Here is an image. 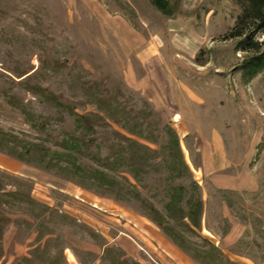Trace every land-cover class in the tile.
<instances>
[{
    "label": "rangeland",
    "instance_id": "rangeland-1",
    "mask_svg": "<svg viewBox=\"0 0 264 264\" xmlns=\"http://www.w3.org/2000/svg\"><path fill=\"white\" fill-rule=\"evenodd\" d=\"M165 1L0 0V264H264V37Z\"/></svg>",
    "mask_w": 264,
    "mask_h": 264
},
{
    "label": "trees",
    "instance_id": "trees-1",
    "mask_svg": "<svg viewBox=\"0 0 264 264\" xmlns=\"http://www.w3.org/2000/svg\"><path fill=\"white\" fill-rule=\"evenodd\" d=\"M152 4L159 9L162 13L164 14H168L169 9H168V3L165 0H151ZM247 7H246V15L247 17L250 18V22L252 24V26H254L256 29H258L261 34L264 37V0H247ZM244 24V23H243ZM247 25H243V27H239L235 30L234 35L235 36H243L244 31L246 29ZM248 44H250L251 46H256L257 43H253V40H247ZM263 43H264V39H263ZM262 65H264V53L260 54L257 57L251 58L248 61H245V67L248 71V73H256L258 70H260L262 68ZM76 139H69L66 142V145L64 146L66 150L70 151V150H75L74 148L77 147L76 145ZM174 147L176 148V150L179 152V164H181L182 166H186L184 160H183V156H182V152H181V148H180V144L177 138L174 139L173 141ZM18 157H24L23 154L19 153L18 151H16V153ZM64 156H68L67 153L63 154ZM100 177H102L103 179H107V176L100 172V171H95ZM176 193L172 194L169 197L168 202L166 203L165 206V212L166 215H162L160 214L157 210L153 209V212L158 214V216H160V219L157 221V224L163 229L165 230V232H167V234L176 241V237H174V235H172L171 233H169V228H168V222L165 223L166 219H172L173 215H172V209L177 207L180 211L181 214V219L183 221H185L186 225L188 226L189 229L191 228H195L198 229L199 228V223H200V215L202 213V209H203V204L202 201L200 199L192 202H188L187 204L188 207V211H185L181 206L180 203L182 202L181 198H177L176 197ZM180 246L182 248H184V244L179 243Z\"/></svg>",
    "mask_w": 264,
    "mask_h": 264
}]
</instances>
